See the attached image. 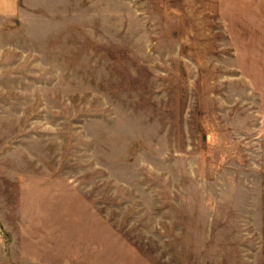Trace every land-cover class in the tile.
<instances>
[{"label": "rangeland", "instance_id": "rangeland-1", "mask_svg": "<svg viewBox=\"0 0 264 264\" xmlns=\"http://www.w3.org/2000/svg\"><path fill=\"white\" fill-rule=\"evenodd\" d=\"M8 219L25 264H264V0H0Z\"/></svg>", "mask_w": 264, "mask_h": 264}, {"label": "crops", "instance_id": "crops-1", "mask_svg": "<svg viewBox=\"0 0 264 264\" xmlns=\"http://www.w3.org/2000/svg\"><path fill=\"white\" fill-rule=\"evenodd\" d=\"M3 224L0 222L2 228L5 226ZM7 224L10 225L5 227V236L0 235V264H25V257L27 258L28 255L25 254L21 241L18 240L21 238L20 234L25 232H21L24 227L23 223L18 219L17 221L8 219ZM29 245L31 246V243H29ZM36 249L37 247H32L27 251L32 252ZM32 258H34V256Z\"/></svg>", "mask_w": 264, "mask_h": 264}]
</instances>
